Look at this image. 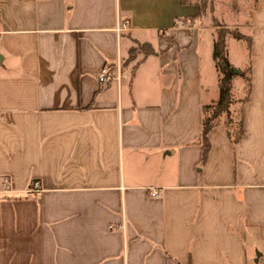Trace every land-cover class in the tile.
Here are the masks:
<instances>
[{
  "label": "crops",
  "instance_id": "obj_1",
  "mask_svg": "<svg viewBox=\"0 0 264 264\" xmlns=\"http://www.w3.org/2000/svg\"><path fill=\"white\" fill-rule=\"evenodd\" d=\"M197 5L0 0V264H264V0L218 21L250 38L249 80L230 64L242 136L219 116L204 159L219 73Z\"/></svg>",
  "mask_w": 264,
  "mask_h": 264
},
{
  "label": "trees",
  "instance_id": "obj_2",
  "mask_svg": "<svg viewBox=\"0 0 264 264\" xmlns=\"http://www.w3.org/2000/svg\"><path fill=\"white\" fill-rule=\"evenodd\" d=\"M193 0H180L181 5H189ZM198 14L193 19H202L207 14L208 8L213 11L212 0H198ZM209 1V2H208ZM216 37L213 45V59L215 61V67L219 73V97L215 106L206 107L205 114L206 117L203 120L202 134H201V144L203 148V159L205 158L209 150V142L207 135L209 131L213 128L216 120L222 114H225L226 121L225 125L228 129V137L230 141L235 144L242 136V124L241 122L235 123L229 112V106L231 104V80L236 75L233 72V67L227 60L226 55V37L227 35L232 36L235 40H243L244 37L238 32L232 31L224 28L223 26L215 23ZM149 52H151L149 46H145ZM133 51V50H132ZM132 53V52H131ZM133 55H131L132 57ZM130 57V58H131ZM208 112H211L209 116Z\"/></svg>",
  "mask_w": 264,
  "mask_h": 264
},
{
  "label": "rangeland",
  "instance_id": "obj_3",
  "mask_svg": "<svg viewBox=\"0 0 264 264\" xmlns=\"http://www.w3.org/2000/svg\"><path fill=\"white\" fill-rule=\"evenodd\" d=\"M193 1H196V3L199 2L198 0H193ZM255 3H256V0H212L213 11H210V9L208 8L206 16L210 17V19L212 18L211 22L213 23V26L215 23L219 24L218 21L222 23H225L228 21L227 23H232L233 25H237L239 27L245 24L249 25L250 24L249 12L253 10L254 7H256ZM240 33L249 34V30L241 29ZM227 38H228V41H227L228 45H226L227 60L230 64L231 63L236 64V65L238 64L241 67L246 66L245 69H243L244 71L241 72V77H243L244 80L247 81L249 80V75H248L247 70H248V61H249L248 53L250 50L249 48H250V43H251L250 38H245L244 40H240V41L235 40L230 35L227 36ZM138 52L146 53L147 48L144 46L138 45L136 46L135 49H133L131 55H134ZM238 69L239 68H236V67L233 68V72L238 71ZM208 113H210L208 114L210 116L211 112H208ZM221 116H223V114Z\"/></svg>",
  "mask_w": 264,
  "mask_h": 264
},
{
  "label": "built area",
  "instance_id": "obj_4",
  "mask_svg": "<svg viewBox=\"0 0 264 264\" xmlns=\"http://www.w3.org/2000/svg\"><path fill=\"white\" fill-rule=\"evenodd\" d=\"M117 31H120L119 27L117 28ZM120 79V67L119 64L117 63L116 69L114 70V73H110L109 69L104 67L101 69L99 75H98V81L102 84H106L112 80H119ZM3 192L7 193L8 192V187H9V181L4 180L3 183L1 184ZM39 191V185L38 183L33 184V188L30 192H37ZM152 195H156V193H152Z\"/></svg>",
  "mask_w": 264,
  "mask_h": 264
},
{
  "label": "water",
  "instance_id": "obj_5",
  "mask_svg": "<svg viewBox=\"0 0 264 264\" xmlns=\"http://www.w3.org/2000/svg\"><path fill=\"white\" fill-rule=\"evenodd\" d=\"M235 74H238V71H234Z\"/></svg>",
  "mask_w": 264,
  "mask_h": 264
}]
</instances>
